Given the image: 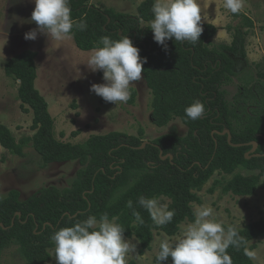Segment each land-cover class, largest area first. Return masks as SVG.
I'll return each instance as SVG.
<instances>
[{"label": "trees", "instance_id": "trees-1", "mask_svg": "<svg viewBox=\"0 0 264 264\" xmlns=\"http://www.w3.org/2000/svg\"><path fill=\"white\" fill-rule=\"evenodd\" d=\"M90 1L70 0L73 20L83 19L87 24L84 31L73 28L71 37L75 45L88 51L103 36L113 40L128 36L133 46L140 49V56L147 58L142 76L151 93L153 124L164 126L179 118L187 132L162 134L143 147L141 129L139 135L120 131L93 134L82 143L59 140L54 135V119L48 104L35 87L36 53L26 49L8 59L4 72L18 81V99L24 111H32L30 127L34 133L17 141L10 129L0 123V145L22 156L24 147L30 144L45 163L76 160L81 165L66 187L45 186L24 199H20L18 190L11 189L0 199V255L14 244L27 264H56L49 262V249L54 253L50 239L54 232L89 215L99 219L105 212L110 219L118 218L125 237L138 240V252L143 254L151 246L154 231L172 236L181 222L193 221L192 203H200L197 192L214 173L220 177L213 179L209 192L218 186L224 193L247 196L259 187L264 188V181L260 182L264 175V82L242 86L232 103L225 99L221 89L235 75V65L247 59L246 32L236 27L230 43L209 47L208 41L217 28L201 22L203 32L199 41L181 43L173 38L166 41L165 50L153 40L149 25L140 23L153 19L154 0H142L135 15L98 7ZM244 18L245 24L251 26L252 21ZM133 97L132 89L129 103ZM197 100L203 103L205 111L193 121L186 117L184 109ZM225 129L230 132L231 143L227 133H222ZM251 141L257 146L246 157L252 147L246 143ZM236 143L242 145H232ZM140 196L168 198L166 204L176 213L173 221L156 226L138 204ZM129 200L132 208L128 207ZM134 210L140 213L143 225L135 222ZM223 225L226 228L234 224ZM236 227L247 240L248 248L255 246L253 240L264 238V217ZM227 251L233 264H254L244 255L243 247H229ZM162 264H171V259Z\"/></svg>", "mask_w": 264, "mask_h": 264}, {"label": "rangeland", "instance_id": "rangeland-1", "mask_svg": "<svg viewBox=\"0 0 264 264\" xmlns=\"http://www.w3.org/2000/svg\"><path fill=\"white\" fill-rule=\"evenodd\" d=\"M142 0H91L98 7L113 8L118 12L132 15L137 13V5ZM201 22L216 26L215 34L209 39V47H218L221 43H230L235 28L245 31V49L247 59L235 65V75L223 84L225 99L232 103L234 96L242 86H250L257 81L264 82V0H245L242 11L232 14L224 8V0H200ZM35 5L31 0H0V123L6 125L18 141L24 136L33 135L32 111H24L18 99V81L5 74L4 64L13 55L29 49L36 53L35 87L48 104V111L54 119V135L62 141L82 143L93 134L120 131L139 135L144 141H150L165 133L174 132L184 135L187 127L179 118H174L167 125L157 126L151 119V93L142 76L141 81L134 82L133 102H105L90 91L92 84L104 83L102 71L92 72L86 63L92 50L79 49L72 37L54 40L38 34L36 40H25L24 34L37 25L29 22ZM247 17L252 25L245 24ZM142 26L149 22L141 21ZM24 154L18 156L5 150L0 145V199L11 189L18 190L20 199L45 186L58 188L68 186L81 167L78 161L45 163L40 154L29 144L24 147ZM250 173V170H242ZM214 175L200 191V203L210 205L214 218L223 224L232 223L238 227L264 217V188H257L253 194L238 196L224 193L220 187L209 192ZM229 178V175H224ZM264 181V175L260 182ZM168 198H161L166 204ZM192 221L180 223L175 235L169 236L161 231H154L151 246L143 254L139 251V242L135 237H125L136 244L134 253H129L127 263L156 264L153 261L163 239H172L178 235L183 226ZM255 246L249 248L255 252L254 264H264V238L253 240ZM49 262H55L53 249H49ZM0 264H27L18 247L14 244L2 250Z\"/></svg>", "mask_w": 264, "mask_h": 264}, {"label": "clouds", "instance_id": "clouds-1", "mask_svg": "<svg viewBox=\"0 0 264 264\" xmlns=\"http://www.w3.org/2000/svg\"><path fill=\"white\" fill-rule=\"evenodd\" d=\"M35 5L30 21L37 27L24 34L25 40H36L38 34L60 41L70 38L73 28L84 31L86 21L73 20L70 0H31ZM245 0H224V8L232 14H238ZM202 6L200 0H154L151 12L153 19L149 29L153 40L167 49L166 41L192 43L199 41L203 32L201 24ZM147 58L140 56V49L133 46L128 36L113 40L109 36L101 37L92 49L87 60L90 71H102L104 83L92 84L90 91L105 102L116 105L126 103L131 97L130 86L141 81L143 65ZM187 118L195 121L204 113L202 102L194 101L185 109ZM138 204L148 212L156 226H164L173 221L175 210L168 204L160 203L157 197L140 196ZM128 207L133 203L128 201ZM210 205H196L194 219L183 226L180 233L172 239H163L159 243L155 257L156 264L171 259V264H233L228 253L229 247L241 249L250 260L255 252L250 250L245 237L239 234L236 226H225L213 216ZM135 222L143 225L144 220L137 211H133ZM118 218H109L103 213L99 219L89 215L86 219L69 227H63L50 237L54 244L56 264H127V256L134 253L136 244L124 238V229L117 223Z\"/></svg>", "mask_w": 264, "mask_h": 264}, {"label": "water", "instance_id": "water-1", "mask_svg": "<svg viewBox=\"0 0 264 264\" xmlns=\"http://www.w3.org/2000/svg\"><path fill=\"white\" fill-rule=\"evenodd\" d=\"M222 133H227V139H228V142L231 143V135H230V132L228 131V129H225ZM148 141H144L140 147H143ZM246 144H250L252 147L251 149L245 154L246 157H250L249 153H251L252 151H254V149L256 148L257 146V143L255 141H251L249 143H246ZM234 146H240L242 145L241 143H236V144H232ZM258 155V154H256ZM165 156H163L164 158ZM171 158V157H170Z\"/></svg>", "mask_w": 264, "mask_h": 264}, {"label": "flooded vegetation", "instance_id": "flooded-vegetation-1", "mask_svg": "<svg viewBox=\"0 0 264 264\" xmlns=\"http://www.w3.org/2000/svg\"><path fill=\"white\" fill-rule=\"evenodd\" d=\"M249 143V142H248Z\"/></svg>", "mask_w": 264, "mask_h": 264}]
</instances>
